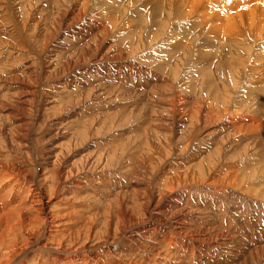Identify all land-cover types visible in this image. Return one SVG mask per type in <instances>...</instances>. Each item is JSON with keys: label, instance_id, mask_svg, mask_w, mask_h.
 <instances>
[{"label": "rangeland", "instance_id": "374dc122", "mask_svg": "<svg viewBox=\"0 0 264 264\" xmlns=\"http://www.w3.org/2000/svg\"><path fill=\"white\" fill-rule=\"evenodd\" d=\"M163 1L0 0V175L6 165L20 177L29 171L39 188H60L56 201H46L48 211L58 206L63 232L48 243L92 217V237L80 233L81 244L122 246L73 250L79 258L97 254L100 264H112L126 256L122 260L152 264L154 247L155 264H264V27L247 29L232 47L225 34L231 17L248 23L259 11L262 19L264 0ZM214 58L236 63L220 69ZM56 154L53 166L49 158ZM113 229L119 232L111 241ZM72 237L61 249L78 247ZM165 241L173 247L188 241L202 252L177 256L170 246L163 251ZM133 243L143 261L133 255ZM60 252L46 250L51 257ZM44 260L40 264H48Z\"/></svg>", "mask_w": 264, "mask_h": 264}, {"label": "bare ground", "instance_id": "6f19581e", "mask_svg": "<svg viewBox=\"0 0 264 264\" xmlns=\"http://www.w3.org/2000/svg\"><path fill=\"white\" fill-rule=\"evenodd\" d=\"M148 1V0H147ZM160 1V0H159ZM163 1V0H162ZM255 1H257V0H255ZM164 2V1H163ZM210 2V1H209ZM245 2V1H244ZM258 2V1H257ZM226 3V2H225ZM151 4V3H150ZM166 4V3H165ZM220 4V3H219ZM241 4H243V1H242V3ZM244 4H246V2L244 3ZM264 4V3H263ZM24 5V4H23ZM128 5V4H127ZM132 5V4H131ZM143 5V4H142ZM231 5V4H230ZM235 5H237V4H235ZM239 6H240V3L238 4ZM237 5V6H238ZM260 5V4H259ZM262 5V4H261ZM214 6H215V4H214ZM255 6H257V5H255ZM28 7H30V6H28ZM134 6H132V8H133ZM163 7V6H162ZM167 7V6H166ZM191 7V6H190ZM231 7V6H230ZM236 7V6H235ZM243 7V6H242ZM249 7V6H248ZM248 7H246V8H248ZM101 8V7H100ZM128 8H130V7H128ZM138 8H140V7H138ZM192 8V7H191ZM210 8V7H209ZM215 8V7H214ZM218 8V7H217ZM222 8V7H221ZM221 8H219V9H221ZM226 8V7H225ZM245 8V9H246ZM124 9V8H123ZM147 9V8H146ZM156 9V8H155ZM183 9V8H182ZM212 9V8H211ZM229 9H231V8H229ZM263 9V8H262ZM121 10V9H120ZM126 10V9H125ZM127 10H130V9H127ZM145 10V9H144ZM143 10V11H144ZM153 10H154V8H153ZM169 11H170V9H168ZM186 10V9H185ZM232 10V9H231ZM230 10V11H231ZM160 11V10H159ZM181 11V10H180ZM190 11H191V9H190ZM200 11H202L201 9H200ZM209 11V10H208ZM211 11H213V9L211 10ZM229 11V10H228ZM108 12V11H107ZM124 12V11H123ZM122 11H121V13H123ZM206 12V11H205ZM223 12V11H222ZM249 12H250V10H249ZM38 13V12H37ZM110 13V12H109ZM108 13V14H109ZM129 13V12H128ZM213 13V12H212ZM242 13V12H241ZM117 14H119V13H117ZM125 14H126V12H125ZM152 14V13H151ZM171 14V13H170ZM178 14V13H177ZM202 14V13H201ZM217 14V13H216ZM226 14H228V13H226ZM235 14V13H234ZM237 14V13H236ZM239 14H240V12H239ZM39 15H40V13H39ZM110 15V14H109ZM129 15H130V13H129ZM144 15V14H143ZM171 15H173V14H171ZM182 15V14H181ZM199 15V14H198ZM202 15H204V14H202ZM206 15V14H205ZM107 16V15H106ZM124 16H126V15H124ZM123 16V17H124ZM134 16V15H133ZM145 16V15H144ZM147 16V15H146ZM145 16V17H146ZM174 16H175V14H174ZM184 16V15H183ZM197 16V15H196ZM199 16H201V15H199ZM198 16V17H199ZM211 15L209 14V17H210ZM220 16H221V14H220ZM237 16H238V14H237ZM39 17V16H38ZM116 17H118V16H116ZM115 17V18H116ZM121 17V16H120ZM148 17V16H147ZM166 17V16H165ZM167 17H169V16H167ZM180 17V16H179ZM187 17H188V15H187ZM205 17V16H204ZM235 17H236V15H235ZM248 17V16H247ZM6 18V17H5ZM141 18V17H140ZM161 18V17H160ZM189 18V17H188ZM112 19H114V16H113V18ZM137 19H139V18H137ZM146 19H148V18H146ZM151 19V18H150ZM165 19H167V18H165ZM169 19V18H168ZM171 19V18H170ZM185 19H187V18H184V21H185ZM194 19V18H193ZM206 19V18H205ZM210 19V18H209ZM212 19V18H211ZM115 20V19H114ZM120 20H121V18H120ZM133 20V19H132ZM153 20V19H152ZM164 20V19H163ZM182 20V19H181ZM191 20V19H190ZM196 20V19H195ZM198 20V19H197ZM201 20V19H200ZM135 21V20H134ZM151 21V20H150ZM160 21V20H159ZM166 21H168V20H166ZM165 21V22H166ZM170 21V20H169ZM172 21V20H171ZM170 21V22H171ZM183 21V22H184ZM193 21V20H192ZM199 21V20H198ZM202 22H203V20H201ZM207 21H208V19H207ZM211 21V20H210ZM118 22H119V20H118ZM118 22H117V24H118ZM144 22H145V20H144ZM153 22V21H152ZM164 22V21H163ZM162 22V23H163ZM169 22V23H170ZM187 22L188 21H186V24L185 25H187ZM209 22V21H208ZM208 22H207V24H208ZM212 22H213V20H212ZM223 22V21H222ZM125 23H127V22H125ZM124 23V24H125ZM132 23V22H131ZM135 23V22H134ZM133 23V24H134ZM138 23V22H137ZM141 23V22H140ZM143 23V22H142ZM146 23V22H145ZM161 23V22H160ZM181 23V22H180ZM191 23V22H190ZM189 23V24H190ZM194 23V22H193ZM192 23V24H193ZM221 23V22H220ZM258 23H261V25L263 24V27H264V16L262 17V19H260V13H259V11H257V12H253L252 14H251V17H250V22L248 21V23L245 21V19H244V17L241 15V16H239V18L237 19L236 18V20H235V18H229L228 19V22H227V26H226V29L223 27V29H225L226 30V35H227V39L226 40H228L229 41V44L231 45V47L232 46H234V43L235 42H237L238 41V37L237 36H240V37H242V38H246L247 37V34L245 33V31H251L252 29H255V28H257V26H259L260 27V25H258ZM49 24V23H48ZM116 24V23H115ZM147 24V23H146ZM152 24V23H151ZM150 24V25H151ZM159 24V23H158ZM188 24V25H189ZM204 24V23H203ZM135 25V24H134ZM141 25V24H140ZM143 26L141 27V28H146V27H144V25L145 24H142ZM160 25V24H159ZM165 25V24H164ZM166 25H167V23H166ZM165 25V26H166ZM171 25H173V24H171ZM174 25H175V23H174ZM184 25V24H183ZM187 25V26H188ZM204 25H206V24H204ZM155 26H158V25H155ZM163 26V25H162ZM165 26H164V29H165ZM168 26V25H167ZM166 26V27H167ZM176 26V25H175ZM174 26V27H175ZM182 26V25H181ZM194 26V25H193ZM196 26V25H195ZM201 26V25H200ZM199 26V27H200ZM208 26H209V24H208ZM214 26V25H213ZM221 26V25H220ZM246 26H249V27H246ZM161 27V26H160ZM168 27H170V26H168ZM174 27H173V29H174ZM205 27V26H204ZM210 27V26H209ZM246 27V28H245ZM258 27V28H259ZM263 27H261V28H263ZM147 28H149V27H147ZM151 28H153V27H151ZM163 28V27H162ZM182 28V27H181ZM186 28V31L188 32L189 31V29L187 30V27L185 26L184 28H182V29H185ZM190 28H191V26H190ZM211 28V27H210ZM244 28L246 29V30H244ZM45 29V28H44ZM129 29V28H128ZM154 29V28H153ZM167 29V28H166ZM165 29V30H166ZM200 29H202V27L200 28ZM204 29V28H203ZM248 29V30H247ZM159 30V29H158ZM164 30V31H165ZM196 30V29H195ZM208 30V29H207ZM211 31H212V29H210ZM261 30V29H260ZM52 31V30H51ZM141 31V30H140ZM150 31H151V29H150ZM149 31V32H150ZM154 31V30H153ZM161 31V30H160ZM168 31V30H167ZM166 31V32H167ZM173 30H171V32H172ZM197 31H201V30H197ZM206 31V30H205ZM210 31V32H211ZM216 31H217V29H216ZM139 32V31H138ZM146 32H147V30H146ZM152 32V31H151ZM156 32V31H155ZM178 32H180L179 30H178ZM182 32V31H181ZM191 32H193V31H190V33ZM202 32V31H201ZM201 32H199V33H201ZM252 32V31H251ZM258 32V31H257ZM137 33V32H136ZM139 33H141V32H139ZM138 33V34H139ZM153 34H154V32H152ZM156 33H158V32H156ZM155 33V34H156ZM176 33V31L174 32V34ZM186 33V32H185ZM190 33H188L189 35H190ZM195 33V32H194ZM199 33H197V35L199 34ZM216 33H219V32H216ZM216 33H214V34H216ZM223 33V32H222ZM221 33V34H222ZM260 33V32H259ZM258 33V34H259ZM149 34V33H148ZM162 34H163V32H162ZM165 34V33H164ZM193 34V33H192ZM196 34V33H195ZM206 34V33H205ZM249 34V33H248ZM250 34H252V33H250ZM257 34V35H258ZM140 35V34H139ZM158 35H160V36H162L161 34H158ZM158 35L156 36V38L158 37ZM178 35H179V33H178ZM187 35V34H186ZM185 35V36H186ZM200 35V34H199ZM208 35V34H207ZM211 35V34H210ZM213 35V34H212ZM145 36H146V34H145ZM155 36V35H154ZM164 36V35H163ZM180 36V35H179ZM195 36V35H194ZM193 36V37H194ZM218 36H219V34H218ZM221 36V35H220ZM224 36V35H223ZM223 36H221V37H223ZM259 36V35H258ZM140 37H143L142 35L140 36ZM148 37H149V35H148ZM166 37V36H165ZM192 37V36H191ZM190 37V38H191ZM196 37V36H195ZM199 37V36H198ZM208 37V36H207ZM257 37V36H256ZM135 38V37H134ZM159 38H161V40H164V39H166V38H164L163 37V39H162V37H159ZM158 38V39H159ZM179 38V37H178ZM186 38V37H185ZM203 38H204V36H203ZM205 38H206V36H205ZM224 38H226V37H224ZM253 38V37H252ZM258 38V37H257ZM259 38H260V36H259ZM261 38H263V37H261ZM142 39V38H141ZM155 39V38H154ZM168 39H169V37H168ZM176 39V38H175ZM174 39V40H175ZM202 39V38H201ZM185 40V39H184ZM191 40V39H190ZM208 40V39H207ZM206 40V41H207ZM241 40H243V39H241ZM260 40V39H259ZM261 40H264V39H261ZM260 40V41H261ZM21 41V40H20ZM141 41V40H140ZM139 41V42H140ZM156 41H157V39H156ZM155 41V42H156ZM158 41H160V39L158 40ZM164 41H166V40H164ZM172 41V40H171ZM201 41H203V40H201ZM200 41V42H201ZM259 41V42H260ZM151 42H153L152 40H151ZM163 42V41H162ZM161 42V43H162ZM174 42V41H173ZM173 42H170V43H173ZM175 42H177V41H175ZM175 42L173 43V44H175ZM195 41H193V39H192V43H193V45L195 44V46L197 45L196 43H194ZM212 42V41H211ZM217 42V41H216ZM224 42V41H223ZM245 42V41H244ZM258 42V41H257ZM263 42V41H262ZM160 43V44H161ZM166 43V42H165ZM167 43H168V41H167ZM182 43V42H181ZM189 43V42H188ZM187 43V44H188ZM192 43H190V44H192ZM208 43H209V41H208ZM215 43V42H214ZM253 43V42H252ZM254 43H255V41H254ZM136 44V43H135ZM183 44V43H182ZM199 44L201 45V43H199V41H198V46H199ZM203 44V43H202ZM206 44H207V42H206ZM213 44V43H212ZM211 44V45H212ZM222 44V43H221ZM248 44V43H247ZM22 45V44H21ZM158 45H159V42H158ZM157 45V46H158ZM164 45V44H163ZM167 45V44H166ZM165 45V46H166ZM180 45V44H179ZM219 45V44H218ZM217 45V46H218ZM243 45V44H242ZM255 45V44H254ZM258 45H259V43H258ZM264 45V44H263ZM30 46V45H29ZM155 46H156V44H155ZM169 46V45H168ZM167 46V47H168ZM174 46H177V45H174ZM181 46V45H180ZM185 46V45H184ZM184 46H183V48H184ZM190 46V47H189ZM189 46H187V48L188 49H190L191 48V46L192 45H189ZM197 46V47H198ZM220 46V45H219ZM224 46V48H225V46L226 45H223L222 44V47ZM244 46H246V45H244ZM28 47V46H27ZM152 47H154V44H153V46ZM159 47V46H158ZM186 47V46H185ZM194 47V46H193ZM192 47V48H193ZM203 47V46H202ZM202 47H200V48H202ZM208 47H210L209 46V44H208ZM212 47H214L213 45H212ZM229 47V46H228ZM256 48L257 49V47L256 46H253V48ZM260 47V46H259ZM262 47V46H261ZM162 48V47H161ZM179 48V47H178ZM182 48V49H183ZM239 48V47H238ZM159 49V48H158ZM166 49H168V50H170V48H166ZM175 48L173 47V49L172 50H174ZM181 49V50H182ZM195 49V47L193 48V51H195L194 50ZM209 49V48H208ZM214 49H216V47L214 48ZM214 49H213V51H214ZM222 49V48H221ZM226 49V48H225ZM224 49V50H225ZM240 49V48H239ZM243 49V48H242ZM262 49V48H261ZM261 49H260V51H261ZM264 49V48H263ZM164 50V49H163ZM181 50H179V52L181 51ZM190 50H192V49H190ZM217 50H218V47H217ZM230 50V49H229ZM241 50V49H240ZM255 50V49H254ZM161 51V50H160ZM202 52H203V48H202V50H201ZM209 51V50H208ZM227 51H228V49H227ZM227 51H226V53H227ZM253 51V50H252ZM171 52V51H170ZM175 52H177V51H175ZM179 52L177 53V54H179ZM184 52H185V50H184ZM221 52H223V51H221ZM229 52V51H228ZM243 52V51H242ZM241 52V53H242ZM263 52V51H262ZM261 52V53H262ZM61 53V52H60ZM181 53V52H180ZM188 54H189V52H187ZM193 53V52H192ZM214 53H216L215 51H214ZM224 54H226L225 52H223ZM236 52H235V50H234V52H233V54H235ZM251 53V52H250ZM255 53H256V51H255ZM174 54V53H173ZM182 54V53H181ZM181 54H179L180 55V57H181ZM184 54V53H183ZM187 54V55H188ZM203 54H205V52L203 53ZM222 54V53H221ZM229 54V53H228ZM238 54V53H237ZM237 54H235V55H237ZM240 54V53H239ZM238 54V55H239ZM243 54V53H242ZM249 54V53H248ZM179 55H178V57H179ZM199 55H202V54H199ZM206 55H207V53H206ZM205 55V56H206ZM210 55V54H209ZM220 55V54H219ZM231 55V54H230ZM256 55V54H255ZM261 55V54H260ZM184 56V55H183ZM192 56V55H191ZM197 56V55H196ZM195 56V57H196ZM214 56V55H213ZM212 56V57H213ZM218 56V55H217ZM221 56V55H220ZM223 56H225V55H223ZM228 56V55H227ZM163 57V56H162ZM169 57V56H168ZM187 57H189V56H187ZM200 57V56H199ZM199 57H197L196 59L198 60V59H201V58H204L203 56L201 57V58H199ZM209 57H211V56H209ZM222 57V56H221ZM232 57V56H231ZM250 57V56H249ZM259 57V56H258ZM193 58V57H192ZM192 58H190L191 60H192ZM219 58V57H218ZM224 58V57H223ZM240 59V57L238 56L237 57V59ZM184 59V58H183ZM188 59V58H187ZM189 59V60H190ZM215 59V58H214ZM220 59H222V58H220ZM238 59V60H239ZM249 59V58H248ZM170 60V59H169ZM173 60V59H172ZM175 60H176V58H175ZM180 60V59H179ZM207 60V59H206ZM209 60V59H208ZM213 60V59H212ZM216 60V59H215ZM223 60H226V59H223ZM223 60H216V63L218 64V65H220V69L223 67V66H226L227 68L229 67V68H232V64L234 63H236L235 61H236V59L234 60V61H223ZM231 60H232V58H231ZM252 60V59H251ZM181 61V60H180ZM179 61V62H180ZM183 61V60H182ZM181 61V62H182ZM184 61H187V60H184ZM183 61V62H184ZM196 61V60H195ZM249 61V60H248ZM247 61V62H248ZM177 62V61H176ZM178 62V64H180ZM189 61H187V63H188ZM197 62H199V61H197ZM202 62V61H201ZM212 62V61H211ZM214 62V61H213ZM240 62V61H239ZM254 62V61H253ZM252 62V63H253ZM171 63V62H170ZM195 63V62H194ZM205 63V62H204ZM203 63V64H204ZM216 63H214V64H216ZM251 63V62H250ZM257 63H259V62H257ZM175 64V63H174ZM177 64V63H176ZM184 64V63H183ZM199 64H201L200 62H199ZM202 64V65H203ZM208 64V63H207ZM212 64V63H211ZM261 64V63H260ZM188 65V64H187ZM186 65V66H187ZM213 65V64H212ZM247 65H248V63H247ZM255 65V64H254ZM257 65V64H256ZM263 65V64H262ZM175 66V65H174ZM182 66V65H181ZM183 66H185V65H183ZM190 66V65H189ZM195 66H196V64H195ZM207 66V65H206ZM205 66V67H206ZM235 66V65H234ZM251 66V64L249 65V67ZM172 67H173V63H172ZM178 67V66H177ZM188 67V66H187ZM197 67V66H196ZM242 67H244V65H242ZM257 67V66H256ZM189 68V67H188ZM216 68V67H215ZM233 68H236V66L235 67H233ZM238 68V67H237ZM248 68V67H247ZM253 68V67H252ZM251 68V69H252ZM163 69H165V68H163ZM175 69V68H174ZM178 69V68H177ZM176 69V70H177ZM196 69V68H195ZM204 69V68H203ZM202 69V70H203ZM212 69V68H211ZM219 69V70H220ZM249 69V68H248ZM255 69V68H254ZM264 69V68H263ZM200 70H201V68H200ZM199 70V71H200ZM201 70V71H202ZM227 70V69H226ZM255 70H257V69H255ZM141 71V70H140ZM159 71V70H158ZM170 71H172L173 72V70H170ZM169 71V72H170ZM181 71H183V70H181ZM195 71V70H194ZM200 71V72H201ZM259 72H261V70H258ZM257 71V72H258ZM263 71V70H262ZM174 72H175V70H174ZM195 72H197V71H195ZM204 72H205V70H204ZM208 72V70L206 71V73ZM217 72H218V70H217ZM150 73V72H149ZM167 73H168V71H167ZM167 73H165V74H167ZM178 73H179V70H178ZM177 73V74H178ZM206 73H204L203 75H205ZM222 73V72H221ZM235 73V72H234ZM164 74V75H165ZM175 74V73H174ZM173 74V75H174ZM177 74H175V75H177ZM193 74V73H192ZM200 74H202V73H199V75ZM213 74V73H212ZM223 74V73H222ZM230 74V73H229ZM228 74V75H229ZM259 74V73H258ZM43 75V74H42ZM140 75V74H139ZM148 75V74H147ZM182 75V74H181ZM203 75L202 76H200L201 78L203 77ZM235 76H236V74H234ZM233 74H232V76H234ZM248 75V74H247ZM260 75V74H259ZM262 75V74H261ZM150 76V75H149ZM207 76V75H206ZM220 76V75H219ZM230 76V75H229ZM164 77V76H163ZM162 77V81H163V78ZM168 77V76H167ZM192 77V76H191ZM208 77V76H207ZM217 77V73H215L214 74V78H216ZM222 77V76H221ZM220 77V78H221ZM237 77V76H236ZM145 78V77H144ZM176 78V77H175ZM174 78V76H173V79H175ZM209 78V77H208ZM214 78H211V79H213L214 80ZM250 78V77H249ZM132 79V78H131ZM147 79V78H146ZM181 79V78H180ZM200 79V78H199ZM198 79V80H199ZM203 79V78H202ZM202 79H200V80H202ZM227 79L228 80H230L231 81V79H230V77L228 78L227 77ZM241 79V78H240ZM251 79V78H250ZM206 80H208L207 78H205V82H206ZM213 80H212V82H213ZM238 80V79H237ZM236 80V81H237ZM177 81V80H176ZM189 81V80H188ZM210 81V80H209ZM220 81V80H219ZM244 81V80H243ZM247 81V80H246ZM164 82V81H163ZM175 82V81H174ZM179 82V81H178ZM203 82H204V80H203ZM212 82H210V83H212ZM185 83V82H184ZM207 83V82H206ZM209 82H208V84H210ZM224 83V82H223ZM240 83V82H239ZM246 84H247V82H245ZM249 83V82H248ZM198 84V83H197ZM216 88H218L217 87V81H216ZM219 84V83H218ZM244 84V83H243ZM242 84V85H243ZM245 84V85H246ZM252 84V83H251ZM204 85V84H203ZM220 85V84H219ZM230 85H231V83H230ZM199 86H200V84H199ZM198 86V87H199ZM214 86V84L212 83V87ZM222 86V85H221ZM224 86V85H223ZM222 86V87H223ZM174 87V86H173ZM176 87V86H175ZM201 87V86H200ZM210 87V86H209ZM209 87H207V88H209ZM211 87V88H212ZM236 87V86H235ZM240 87V86H239ZM247 87V86H246ZM203 88V87H202ZM206 88V89H207ZM214 88V87H213ZM216 88L214 89V91L216 90ZM224 88H226V87H224ZM232 88H233V85H232ZM197 89V88H196ZM200 90H201V88H199ZM198 89V90H199ZM212 90L213 91V89H208V93L210 92V91ZM217 90H219V89H217ZM230 90V89H229ZM233 90H234V88H233ZM236 90V89H235ZM204 91V90H203ZM227 91H228V89H227ZM258 91V90H257ZM205 92V91H204ZM215 92H217V91H215ZM231 92V91H230ZM229 92V93H230ZM235 92H238V91H235ZM201 93V92H200ZM199 93V95H201ZM207 93V92H206ZM221 93V92H220ZM224 93V92H223ZM203 94V93H202ZM209 94H211V92L209 93ZM226 96H227V93H224ZM232 94V93H231ZM230 94V95H231ZM234 94H236V93H234ZM182 95V94H181ZM214 95H215V93H214ZM219 94L217 93V96H218ZM230 95H228V96H230ZM186 96V95H185ZM208 96V95H207ZM210 96V95H209ZM225 96V97H226ZM202 97V96H201ZM211 97V96H210ZM215 97H216V95H215ZM220 97V96H219ZM182 98V97H181ZM235 98V96L233 97V99ZM243 98V97H242ZM237 99V98H236ZM261 99V98H260ZM182 100V99H181ZM228 100V99H227ZM258 100V99H257ZM176 101V100H175ZM174 101V102H175ZM215 101V100H214ZM229 101V100H228ZM233 101V100H232ZM232 101L230 100V102L231 103H229V104H232ZM193 102V101H192ZM195 102V101H194ZM209 102V101H208ZM184 103V102H183ZM225 103V102H224ZM6 105V104H5ZM196 105V104H195ZM260 105V104H259ZM177 106V105H176ZM243 106V105H242ZM255 106V105H254ZM260 107V106H259ZM187 108V107H186ZM230 108V107H229ZM238 108V107H237ZM176 109V108H175ZM188 109V108H187ZM199 109V108H198ZM178 110V109H177ZM186 110V109H185ZM192 111L191 112H194L193 111V109H191ZM173 111H174V107H173ZM197 111H199V110H197ZM231 111H233V110H231ZM177 112V111H176ZM196 112V111H195ZM201 112V111H200ZM237 112V113H236ZM236 112H234V113H236V114H238V111H236ZM197 113V112H196ZM209 113V112H208ZM233 113V114H234ZM226 115V114H225ZM207 116V115H206ZM246 116V115H245ZM253 116V115H252ZM229 117V116H228ZM260 117V116H259ZM202 118V117H201ZM255 118V117H254ZM232 119H233V117H232ZM252 119V118H251ZM193 120V119H192ZM250 120V119H249ZM263 120V119H262ZM201 121V120H200ZM237 121V120H236ZM211 122V121H210ZM254 122V121H253ZM250 123V122H249ZM234 124V123H233ZM251 124V123H250ZM257 124H258V122H257ZM260 124V123H259ZM253 125V124H252ZM259 126H261V124L259 125ZM263 126H264V123H263ZM263 126H261L260 128H262ZM254 127H256V126H254L253 125V128ZM258 127V126H257ZM250 128V127H249ZM235 129V128H234ZM259 129V128H258ZM254 130V129H253ZM261 131H262V129H260ZM250 131V130H249ZM258 131V130H257ZM155 156V155H154ZM49 159H51L50 161V163H51V165H56V163L58 162V157H57V154L56 155H54V156H52V158L50 157ZM52 159H53V161H52ZM13 167H15L14 165H13ZM41 167V166H40ZM2 169H4L6 172H4L3 170H2V174L0 175V187L2 188V189H0V264H40V263H42L41 261L43 260V259H45L46 261H48V264H76L75 263V260H76V258L78 259V261L80 260H82L83 259V264H100V261H99V256L96 254V256L95 255H92V254H90V255H88V257H83V258H79V254H76L75 252H73V250H78V251H84V252H88L89 250H92L93 249V247H95V246H100L99 244L100 243H97V244H94V245H91V246H88L87 247V245H84V244H81V240H79L78 239V235L80 234V233H82V232H87V235L86 236H88L89 235V230H90V234H91V232L93 233V229H92V227H90V226H87L90 222H92L93 220H92V217H90L89 219H88V222H87V224L84 226V227H82V228H80V229H78L77 231H75L74 233H72V234H70V235H68L66 238L67 239H69L70 240V238L72 237L73 239H72V241L73 242H71L70 244H75L76 246H78V247H76V248H72V246L71 245H69V246H71V247H68V246H66L64 249H61V246H62V244H64L63 242L65 241V239L66 238H64V240L63 239H61V240H58V241H56V242H53L52 244L51 243H48V241L50 240H52V237L53 238H55V236L57 235V234H60V233H62L63 232V226H64V223H62L61 221H59L58 219H57V217H58V214H57V211H58V206H55L54 208H53V210H51V211H53V212H51V211H48V205H47V201H46V198L47 197H49L48 199H50L49 201L51 202H54V201H56V199L57 198H59L58 196V193L57 192H55V189H57L55 186H54V188H46V189H44V187H40L41 188V190H40V188L38 187V183H36L35 182V180L33 179V177H31V175H30V173H29V171L26 173L25 172V175H24V177H20V175H19V171L17 170V169H15V168H11V169H9V167L8 166H4V167H2ZM44 169H46L47 171H46V173H48V172H52L53 171V169H50V170H48L46 167H44ZM69 172V171H68ZM62 179V178H61ZM100 179H102V178H100ZM37 180V179H36ZM83 180V179H82ZM59 181V180H58ZM74 184V183H73ZM65 185V184H64ZM64 185H62V186H64ZM67 186V185H66ZM75 186V185H74ZM74 186H72V187H74ZM67 188V187H66ZM70 188V187H69ZM60 189V188H59ZM59 189H57V191L59 190ZM253 189V188H252ZM63 191V190H62ZM62 193V192H61ZM60 193V194H61ZM64 194V193H63ZM60 197H61V195H60ZM60 199H62V197L60 198ZM46 201V202H45ZM60 201V200H59ZM57 205H58V203H56ZM51 205V204H50ZM52 206H53V204H52ZM52 206H51V208H52ZM187 212V211H186ZM182 214V213H181ZM96 217H98V216H95V218ZM183 219V218H182ZM181 219V220H182ZM179 221H180V219H178ZM184 223V222H183ZM181 224V223H180ZM52 225V226H51ZM53 225H56V227H54ZM87 226V227H86ZM171 226H168V228H170ZM189 227V226H188ZM187 227V228H188ZM202 227V226H201ZM124 229V228H123ZM173 229H174V227H173ZM182 229V228H181ZM202 228H199V230H201ZM214 230H215V228H213ZM213 229H211L210 231H214ZM109 230V229H108ZM175 230V229H174ZM190 230V229H189ZM171 231V230H170ZM99 232V231H98ZM118 232L119 231H114V229H113V232H111V233H107L108 235H110L111 236V241H114L115 240V238L117 237L116 236V234L118 235ZM145 232V231H144ZM176 232V231H175ZM191 231H189V233H190ZM142 233V232H141ZM140 233V234H141ZM154 233V232H153ZM205 233V232H204ZM175 234V233H174ZM178 234V233H177ZM186 234V233H185ZM212 234V233H211ZM97 235V234H96ZM96 235H95V237H96ZM113 235V236H112ZM165 235H167V234H165ZM182 235V234H181ZM180 235V236H181ZM206 235V234H205ZM213 235H214V233H213ZM90 236V235H89ZM107 236V235H106ZM179 236V235H178ZM208 236V235H207ZM90 237H92V235L90 236ZM166 238H167V236H165ZM206 237V236H205ZM108 238H110V237H108ZM147 238V237H146ZM186 238V237H185ZM207 238V237H206ZM47 239V240H46ZM67 239H66V241H67ZM84 239V238H83ZM117 239V238H116ZM145 239V238H144ZM148 239V238H147ZM153 239H155L154 237H153ZM171 239H172V236H171ZM170 239V240H171ZM211 239V238H210ZM216 239V238H215ZM44 240H46V242H44ZM86 240V239H85ZM95 240V239H94ZM103 240V239H102ZM105 240H106V238H105ZM108 240V239H107ZM169 239H167V241H168ZM170 240H169V242H170ZM176 240V239H175ZM191 240V239H190ZM199 240L200 241H202L201 239H200V237H199ZM209 240V239H208ZM86 241H89V240H86ZM154 241V240H153ZM172 241V240H171ZM174 241V240H173ZM179 241V240H178ZM213 240L211 239V241L210 242H212ZM68 242V241H67ZM146 242V241H145ZM169 242H167V244H166V241H165V243H163V251L165 250V251H167L168 250V247L170 246V248L172 247V249L170 250V252H175V254H177V256H179L178 254H188V253H190V255H193V254H197V253H201L202 252V250L200 249V250H196L195 249V246H194V249L192 250V244L191 243H188V241H187V243H177L178 244V246L177 247H173V246H171L170 244H169ZM177 242V241H176ZM181 242V241H180ZM203 242V241H202ZM207 242V241H206ZM209 242V241H208ZM88 243H90V242H88ZM106 243V242H105ZM147 243V242H146ZM149 243V242H148ZM134 245H133V248H134V252H133V255H135V253H137V251L135 252V250L136 249H138L140 246L139 245H136L135 243H133ZM154 244V243H153ZM68 245V244H67ZM74 245V246H75ZM242 246H244V245H242ZM251 246V245H250ZM110 247H111V249L112 248H114V247H116V248H118V249H121L122 248V246L121 245H118V244H111V246H110V244H104L103 245V242H102V246H100V248H99V252H102L103 250H104V248H106V251L107 252H109L111 249H110ZM127 247H129V245L127 246ZM131 247V246H130ZM148 247H153V246H149L148 245ZM201 247V246H200ZM198 248V247H197ZM47 249H52L53 251H56V252H60L61 250H63V252H60V253H58L57 255H53L52 257L51 256H48L47 254H46V250ZM161 249V250H162ZM186 249V250H185ZM129 249L127 248L126 249V251L124 252V253H121V255H125V254H127V251H128ZM130 250H131V248H130ZM151 250L153 251V253H152V255L149 257L151 260V262H149V263H152V264H155L154 262H156V260L154 259L156 256H158V253L155 251V249H154V247L153 248H151ZM158 250H160V248L158 249ZM72 251V252H71ZM142 251H143V249H142ZM162 251V252H163ZM259 251V250H258ZM257 251V252H258ZM132 252V251H131ZM145 252V251H144ZM130 253V252H129ZM141 253V252H140ZM138 254V253H137ZM146 255H148L149 256V254H147V253H145ZM165 254V253H164ZM180 254V255H181ZM246 254V253H245ZM257 254V253H256ZM264 254V253H263ZM141 255V254H140ZM139 254L137 255L138 256V258H140L142 261L144 260V256H143V253H142V256H140ZM44 256H45V258H44ZM182 256V255H181ZM250 256V255H249ZM31 257V258H30ZM136 256H134L133 258H135ZM152 257H154V258H152ZM239 257V256H238ZM120 258V260H121V262L120 261H118V262H116V260H113L112 261V264H133L131 261H129V260H122V258L123 259H126V256H122V257H119ZM164 258H166V257H164ZM168 258V257H167ZM113 259V258H112ZM160 259V258H159ZM163 259V258H162ZM177 259V258H176ZM175 259V260H176ZM44 260V261H45ZM111 261V260H110ZM164 261V260H163ZM162 261V262H163ZM180 262V261H179ZM182 262V261H181ZM244 262V261H243ZM135 263H137V262H135ZM165 263V262H164ZM249 263V262H248ZM182 264V263H181ZM263 264V263H262Z\"/></svg>", "mask_w": 264, "mask_h": 264}]
</instances>
